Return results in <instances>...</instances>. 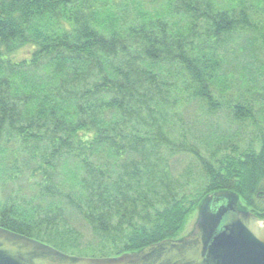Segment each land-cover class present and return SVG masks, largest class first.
<instances>
[{
    "label": "trees",
    "instance_id": "1",
    "mask_svg": "<svg viewBox=\"0 0 264 264\" xmlns=\"http://www.w3.org/2000/svg\"><path fill=\"white\" fill-rule=\"evenodd\" d=\"M263 83L264 0H0V142L12 134L41 178L32 198L0 201V226L106 258L186 236L211 193L250 210L264 134L258 150L188 134L222 110L256 122ZM177 152L198 162L194 191L171 174Z\"/></svg>",
    "mask_w": 264,
    "mask_h": 264
},
{
    "label": "water",
    "instance_id": "2",
    "mask_svg": "<svg viewBox=\"0 0 264 264\" xmlns=\"http://www.w3.org/2000/svg\"><path fill=\"white\" fill-rule=\"evenodd\" d=\"M239 202L230 190L211 193L189 235L117 257L70 255L0 226V264H264V219Z\"/></svg>",
    "mask_w": 264,
    "mask_h": 264
},
{
    "label": "rangeland",
    "instance_id": "3",
    "mask_svg": "<svg viewBox=\"0 0 264 264\" xmlns=\"http://www.w3.org/2000/svg\"><path fill=\"white\" fill-rule=\"evenodd\" d=\"M260 92L264 95V88H260ZM256 99L258 100L254 103L256 122L232 123L230 115L225 110L217 113V115L204 114L201 120H198L192 132L188 134L189 140L191 143L198 145L197 137L203 136L204 141L208 142V144H213L217 137H225L226 140H237L241 146H245L254 137L256 138L254 143L258 150L260 148L258 133L264 134V98L260 96ZM182 117L184 120L186 119L185 124H189L192 121V114L188 110L183 111ZM208 124L220 125L221 129L207 128ZM261 128H263V131H259ZM14 140L12 134H6L0 142V157H2L0 159V201L2 202L16 197L20 199L32 198L38 191L40 193L37 183L40 182L41 178L40 176H33L31 166L25 165V159H28V155L19 149V145ZM12 153L17 154L19 158L18 164L12 161ZM169 155L167 157L171 174L174 177L180 176L182 182L185 184L184 189L186 192L194 191L195 186L199 185L200 182L199 165L196 158L188 152H177ZM31 164L34 165V163ZM196 213L194 212L188 217L182 235H189L193 230L197 219ZM81 229L83 232H87L84 243H92V235L85 223L81 224Z\"/></svg>",
    "mask_w": 264,
    "mask_h": 264
},
{
    "label": "flooded vegetation",
    "instance_id": "4",
    "mask_svg": "<svg viewBox=\"0 0 264 264\" xmlns=\"http://www.w3.org/2000/svg\"><path fill=\"white\" fill-rule=\"evenodd\" d=\"M258 201L262 202L261 205H256L258 201L255 203V206H249L250 211L255 213L258 217L264 219V191L258 194Z\"/></svg>",
    "mask_w": 264,
    "mask_h": 264
}]
</instances>
